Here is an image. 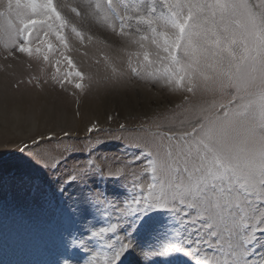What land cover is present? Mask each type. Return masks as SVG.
I'll return each mask as SVG.
<instances>
[{"label": "rangeland", "instance_id": "rangeland-1", "mask_svg": "<svg viewBox=\"0 0 264 264\" xmlns=\"http://www.w3.org/2000/svg\"><path fill=\"white\" fill-rule=\"evenodd\" d=\"M7 3L0 0L5 13L0 16V264H104L119 242L128 240L131 248L121 257L122 264L135 260L196 264L205 257L214 259L216 249L207 246L189 257L159 255L164 247L186 239V227L167 211H149L137 219L129 205L136 208L135 200L149 196L147 188L153 183L149 165L158 155L163 158L167 137L186 134L197 114L214 101L226 102L227 91L223 97L202 91L192 95L173 90L175 85L151 82L146 75L133 76L129 61L137 68L144 63L142 55L139 60L133 55L142 50L131 42L135 35L121 38L112 32L119 22L105 0H53L67 22L61 33L68 44L65 55L85 76L83 81L73 76L61 86L53 80L56 66L35 54L29 59L14 51L20 21L32 13L23 6L26 0H20L18 9L13 0L10 13ZM151 4L152 0H120L116 11L123 19L127 5V14L135 18ZM83 5L89 14L83 13ZM156 6L161 7L158 0ZM88 24L113 33L122 45L114 47L87 29ZM36 32L30 39L39 43ZM46 39L58 46L54 35ZM144 47L155 61L154 46L144 42ZM55 59L61 60V73L71 71L58 53L50 55ZM153 70L154 66H145L140 72ZM74 82H81L83 89H74ZM88 103L97 107V114L87 109ZM62 115L64 123L56 119ZM159 191L157 185L150 200ZM113 227L108 235L93 238L95 232ZM108 243L114 248L105 247ZM262 257L264 248L257 243L251 264Z\"/></svg>", "mask_w": 264, "mask_h": 264}, {"label": "snow or ice", "instance_id": "snow-or-ice-1", "mask_svg": "<svg viewBox=\"0 0 264 264\" xmlns=\"http://www.w3.org/2000/svg\"><path fill=\"white\" fill-rule=\"evenodd\" d=\"M105 2L119 22L112 32L121 38L135 35L131 42L142 50L133 55L138 60L142 55L144 63L137 68L129 61L133 76L143 79L146 75L151 82L175 85L173 90L192 95L202 91L223 97L228 93L226 102L214 101L197 114L186 134L167 137L163 158L158 155L149 165L153 174L149 196L135 200L137 207L129 208L137 219L149 211L175 213L186 227V239L164 247L159 255L189 257L207 246L216 249V257L196 264H251L256 244L264 248V0H158L159 8L157 0H152L135 18L124 5L123 19L116 11L120 0ZM23 6L32 15L20 21L14 51L29 59L35 54L56 66L53 80L61 86L73 76L83 81L85 76L65 55L68 44L61 33L67 22L53 0L43 4L26 0ZM15 7H21L20 0H15ZM6 8L10 13L13 0H8ZM4 14L0 11V16ZM8 26L12 27L11 21ZM71 31L81 36L76 28ZM34 32L39 43L30 39ZM53 35L58 42L55 48L46 39ZM144 42L156 49L155 61ZM57 53L71 71L61 73V60H50ZM145 66L154 70L141 73ZM72 87L83 89L81 82ZM157 185L160 191L150 200ZM109 231L115 228L95 232L93 238L100 239ZM130 248L131 240L119 242L104 264H122L121 257ZM256 264H264V257Z\"/></svg>", "mask_w": 264, "mask_h": 264}, {"label": "bare ground", "instance_id": "bare-ground-1", "mask_svg": "<svg viewBox=\"0 0 264 264\" xmlns=\"http://www.w3.org/2000/svg\"><path fill=\"white\" fill-rule=\"evenodd\" d=\"M84 6V5H83ZM84 8H85V10L83 11V13L85 14H87L88 12H89V8H87L86 6H84ZM89 14V13H88ZM89 16V15H88ZM92 20H95V19H92ZM84 23H86V22H84ZM85 25V24H84ZM89 25V24H88ZM98 26V25H97ZM97 26H95L94 25V27L92 26V25H89L88 27H87V29H89V30H92V31H95V34H99L100 36H102L103 38H105V41H108V42H110L114 47H120L121 45H122V42H123V40H121V39H119V38H117V37H115V35L112 33H110V32H108V30H103V29H101V28H98ZM101 27V26H100ZM98 93H99V91H98ZM59 96V95H58ZM55 97V96H54ZM63 97V96H62ZM105 97V96H104ZM148 98V97H147ZM55 99H56V97H55ZM63 100V99H62ZM145 100V99H144ZM91 101V100H90ZM96 101V100H95ZM104 101V100H103ZM88 102V101H87ZM110 102V101H109ZM108 102V103H109ZM3 103H4V101H3ZM16 103V102H15ZM147 103V102H146ZM12 104V103H11ZM29 104V103H28ZM27 104V105H28ZM62 104V103H61ZM66 104V103H65ZM10 105V104H9ZM88 106H87V109H89L91 112H92V114L94 113V112H96L97 111V107L95 106V105H89V103L87 104ZM6 107V106H5ZM53 108V107H52ZM108 108V107H107ZM109 108H110V106H109ZM59 109V108H58ZM125 109V108H124ZM55 110H57V109H55ZM85 110V109H84ZM12 111H14V110H12ZM49 111V110H48ZM100 111V110H99ZM27 112H28V110H27ZM26 112V113H27ZM53 112H54V109H53ZM60 112V111H59ZM86 112V111H85ZM20 113V112H19ZM96 114H97V112H96ZM103 114V113H102ZM102 114H101V116H102ZM107 114V113H106ZM22 116V115H21ZM20 116V117H21ZM88 116V115H87ZM30 117V116H29ZM82 117H83V115H82ZM88 117H90V116H88ZM98 117H100V116H97V118ZM40 118V117H39ZM28 119V118H27ZM34 119V118H33ZM43 119V118H42ZM56 119H58V121L59 122H61V123H64V121L66 120V119H64V116L62 115V116H59V118H56ZM55 119V120H56ZM101 119H102V117H101ZM18 120V122H20L21 123V121H19V119H17ZM17 120L15 121V120H13V121H15V123L17 122ZM40 120V119H39ZM51 120V119H50ZM82 120V119H81ZM27 121V120H26ZM32 123V122H31ZM52 123H53V121H52ZM86 123V122H85ZM14 124V123H13ZM23 124V123H22ZM33 124V123H32ZM15 125H17V124H15ZM53 125V124H52ZM57 126V125H56ZM76 126V125H75ZM99 126V125H98ZM16 128H17V126H15ZM27 127V126H26ZM32 128V126L30 127V126H28V130H32L31 129ZM49 128V127H48ZM59 128V127H58ZM8 130V129H7ZM19 130V129H18ZM52 130H54V129H52ZM70 130H72V129H70ZM13 131V130H12ZM34 131H35V129H34ZM46 131V130H45ZM74 131H75V129H74ZM50 132V131H49ZM41 134V133H40ZM52 134V133H51ZM38 136V135H37ZM41 136V135H40ZM42 137V136H41ZM18 264V263H17ZM30 264V263H29ZM128 264H137V262H136V260L135 261H130Z\"/></svg>", "mask_w": 264, "mask_h": 264}]
</instances>
